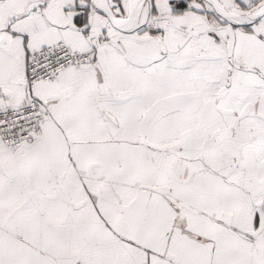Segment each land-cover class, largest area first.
I'll return each mask as SVG.
<instances>
[{"label":"snow or ice","instance_id":"snow-or-ice-1","mask_svg":"<svg viewBox=\"0 0 264 264\" xmlns=\"http://www.w3.org/2000/svg\"><path fill=\"white\" fill-rule=\"evenodd\" d=\"M0 264H264V0H0Z\"/></svg>","mask_w":264,"mask_h":264}]
</instances>
